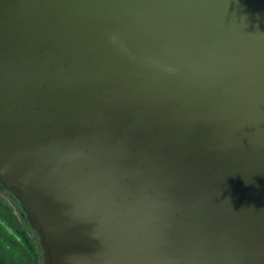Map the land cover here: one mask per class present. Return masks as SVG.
I'll use <instances>...</instances> for the list:
<instances>
[{"label":"water","instance_id":"water-1","mask_svg":"<svg viewBox=\"0 0 264 264\" xmlns=\"http://www.w3.org/2000/svg\"><path fill=\"white\" fill-rule=\"evenodd\" d=\"M0 186L43 264H264V0H0Z\"/></svg>","mask_w":264,"mask_h":264},{"label":"trees","instance_id":"trees-1","mask_svg":"<svg viewBox=\"0 0 264 264\" xmlns=\"http://www.w3.org/2000/svg\"><path fill=\"white\" fill-rule=\"evenodd\" d=\"M0 189L5 190L1 186ZM18 209L21 211L19 204ZM21 216L23 217L22 211ZM22 231L21 226L13 219L11 209L0 199V264H39L38 258L33 257V244ZM14 244L22 247L18 258L12 252Z\"/></svg>","mask_w":264,"mask_h":264},{"label":"rangeland","instance_id":"rangeland-1","mask_svg":"<svg viewBox=\"0 0 264 264\" xmlns=\"http://www.w3.org/2000/svg\"><path fill=\"white\" fill-rule=\"evenodd\" d=\"M0 199L4 203H6V205L11 209L13 219H15V221H17V223L21 226V228L23 229L22 233L25 234L28 237V239L31 241V243L33 244V246L35 248V253L37 254L36 255L34 253L33 257L34 256L37 257L39 264H43L42 250H41V247L39 245L38 238L35 235V233L31 230L29 225L26 223V219H24V217L21 216V211H19V209H18L17 201H15L10 196V194L3 189H0ZM14 246L12 247L13 248L12 252H13V254L16 255V258H18L20 256L19 252L22 250V247L21 246L18 247V244H14Z\"/></svg>","mask_w":264,"mask_h":264}]
</instances>
